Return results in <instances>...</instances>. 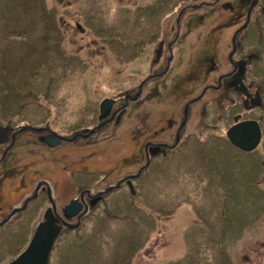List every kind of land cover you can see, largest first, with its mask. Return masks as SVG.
Segmentation results:
<instances>
[{
	"label": "rangeland",
	"instance_id": "374dc122",
	"mask_svg": "<svg viewBox=\"0 0 264 264\" xmlns=\"http://www.w3.org/2000/svg\"><path fill=\"white\" fill-rule=\"evenodd\" d=\"M191 1L0 0V116L5 122L25 127L30 122L63 138V142L58 139V145L41 144L42 147L31 150V146L39 143L37 138L22 137L15 147L18 148L15 155L20 157L19 169L11 168L12 174L0 186L4 203L18 205L30 191L26 186L25 191L17 194L21 167L26 162H30L32 173L23 179L33 178L30 188L40 180L35 176L52 178L57 195L67 206L72 202L68 203L69 199L79 197L80 189L102 190L123 175L117 173L125 170L126 162L112 151L113 145L108 142L113 139L112 134L101 136L99 145H107L108 152L96 157L92 152L99 146L64 140L93 127L99 100L134 87L148 75L154 79L149 88L156 78L163 77L166 92L179 96L185 91V95L193 92L182 106L190 108L191 103L199 100L201 91L193 90L196 83L186 80V90L175 87V77H181L182 73L171 69L160 74L157 70L163 71L167 66L151 65L155 41L150 44L148 55H144L142 48V61L132 58L133 49H125L122 56H118L121 49L117 45L101 49L104 40L120 43L133 33L120 19L132 17L136 7L144 39L150 27H164L167 12L176 16L179 5ZM199 3L202 1L196 0L189 7L196 8ZM167 5H173L172 10L166 9ZM187 9L185 6L181 10ZM230 14L221 12L220 18L227 19ZM224 23L205 17L199 26L207 29ZM137 35L138 31L132 37ZM190 48L194 50L195 46ZM204 57L205 54L201 55V59ZM122 63L126 65L124 69ZM261 64L264 66V60ZM127 70L131 74L125 75ZM156 73L159 75L155 78ZM256 75L255 86L262 83L264 91V68ZM160 96L164 95L159 93L154 98ZM162 102L167 104L170 100L164 98ZM254 111L256 116L263 115L262 110L254 108ZM146 112L138 115L139 119L142 116L141 126L145 128L156 122ZM163 113L160 124L163 130H157L158 135L168 132L164 119L169 113ZM242 113L245 118L252 114ZM217 114H222L221 124ZM228 115L231 116V108L227 104L220 106L219 112L207 107L204 117L207 132L199 137L215 141H206V151L185 145L178 156L171 155L169 161L152 164L137 179L134 194L122 192L106 197L99 210L93 209V216L85 217L77 238L65 231L53 249L50 264H57V260L59 264H264V132L254 150L242 151L225 139L231 127V122H226ZM210 128L214 131L208 132ZM189 130L192 132L190 127ZM199 137L194 135L193 139ZM23 141H27L28 148H24ZM87 170L91 177L85 174ZM31 228L22 218L0 228L2 241L12 235L15 238L14 246L0 255V264L12 260L11 256L4 258L5 254L15 256L27 245Z\"/></svg>",
	"mask_w": 264,
	"mask_h": 264
},
{
	"label": "flooded vegetation",
	"instance_id": "af4514ba",
	"mask_svg": "<svg viewBox=\"0 0 264 264\" xmlns=\"http://www.w3.org/2000/svg\"><path fill=\"white\" fill-rule=\"evenodd\" d=\"M194 1L196 0L179 5L180 10L177 11L176 16L173 15L172 11L167 12L165 19H163L164 27L162 28L161 25L158 28L150 27L147 32L148 35L144 39L140 28L141 18L137 19L136 17L139 15V9L136 7V12L132 17H123L120 21L127 28H132L133 33L138 31V35L132 37V33L120 43L104 40L101 49L106 50L110 45H117L121 49L118 56L124 55L125 49H133L134 56L132 58L142 61L140 58L143 55L142 48L145 50L144 55H148V48L155 41L156 48L154 51L152 50L151 65L156 67L162 64L166 65L167 69L157 70L160 74L171 69H176L178 73H182L181 77H175L177 81V83L175 81V87H182L186 90V80L188 83H196L194 87L189 84V87L191 85L193 90L201 91L197 102L191 103L190 108L185 105L182 106L187 98L194 95L193 92L188 91V95H185V91L181 96L174 92H166L163 77L156 78L159 73L153 74L156 79L151 83L152 87L150 86V88L149 82L154 79L149 78L150 75H148L134 87L123 91L118 90L116 95H111L110 98L103 101L99 100L97 111L93 114V127L80 130V134L78 131L71 138H64V140L90 144L93 147L99 146L97 150L92 152V156L96 157L98 154L102 155L103 152H108L107 145L102 147L99 144L102 142L101 136L104 133L106 135L110 133L113 135V139L108 140V142L113 145L112 151H116V156L121 161L126 162L123 165L125 170L118 171L117 174L123 175L117 177L113 185H107L102 190L94 191L93 187L80 189L78 198L72 197L68 200V203L73 200L77 201V207L73 209L71 216H68L64 211L67 205H63L61 196L57 195L54 179L35 176L40 180L34 182L31 188L29 183L33 178L23 179L24 175L32 173L30 162L23 163L21 167L23 172L17 194L19 195L20 191H25L26 186L30 189L24 195L23 200L18 205L4 203L0 194V223L2 225L0 228H4L9 222L16 219L27 220L32 227V233L29 235L30 241L37 226L48 219H52L54 224L60 227L59 236L55 240L47 264H50L53 249L65 231H70L75 236L74 238H77L78 229L85 221V217L95 214L93 209L99 210L98 207H102L101 205L107 201L106 197L108 196L111 197L122 192L134 194L137 179L152 164L169 161L171 155L178 156L185 145L200 148L199 151H206V141L209 139L215 141V138L209 137L204 140L199 137L200 134L207 132L204 122L207 107L219 112L220 106L227 104L231 108V116L226 117V122H231L230 126L240 121L255 120L260 125L261 134L264 132V103L261 102L264 92L262 90L263 84L255 86L254 81L257 77L256 73L264 68L261 64L264 60V56H261L264 53V0H201L202 4L199 3L196 8L194 6L189 7ZM185 6H188V9L181 10ZM168 8L172 10L173 5H167L166 9ZM201 11L202 13H200ZM221 12H230V17L221 19ZM205 17L213 20H224L226 23L201 29L199 23H202ZM159 22L161 24L160 18ZM76 27L84 32L80 26ZM192 45L195 46L194 50L190 48ZM204 54L205 57L201 59V55ZM216 62L223 63L224 66L221 68ZM121 65L122 69L126 66L125 63ZM117 70L120 72V69ZM152 71L153 68L150 67V72ZM129 74L131 71L127 70L125 75ZM262 78L264 80V75ZM159 84L160 87H158ZM159 93L164 96L154 98ZM164 98L170 100L168 109L161 108L167 105L162 102ZM101 107L104 111L102 116H100ZM254 108L262 110L263 115L256 116ZM144 110L147 111V114L150 113V117L152 115L153 122L156 121L154 122L155 125L152 126L159 128L152 127L149 122V127L141 126L142 116L139 119L138 115H141ZM167 111L169 114L164 121H166L168 132L163 133L164 135H158L157 130H163L162 125H160L162 122L161 115H165L163 112ZM243 111L252 112V114L249 118H245ZM239 113L241 117L235 122L233 117ZM195 118L197 120L192 122V119ZM222 118V114H217L218 124H221ZM6 122L4 117L0 116V140H3L0 143V186L12 174L10 173L11 168L19 169L20 157H16L15 150L18 148L15 147L22 142V137L33 136L37 138L39 143L31 146V150H34L33 147H42V145L51 147L48 145L49 141L52 143L54 140L62 139L61 142H63L62 136L52 134L51 131L48 132L44 128L35 127V124H30V122H27V127H25L26 125H19L20 123ZM44 125L51 128L48 124ZM189 127L192 132H190ZM211 130L214 131L210 128L208 132ZM25 132L27 133L25 134ZM129 134H131V138L128 137ZM193 134L199 138L193 139ZM95 137L98 138L94 139ZM225 139L228 141L227 138ZM201 140L204 143H201ZM23 142L24 148H28L27 141ZM85 174H90L87 176L91 177L89 170L85 171ZM8 210L9 213L6 212ZM13 211L14 213H12ZM105 215L108 216V214ZM14 239V235H12L9 240L2 241L0 235V255L3 251H9V247L14 246ZM60 248L58 249V257H61ZM21 251L18 250L16 255ZM9 256L11 259L15 257L5 254L4 258ZM57 264H59L58 260Z\"/></svg>",
	"mask_w": 264,
	"mask_h": 264
},
{
	"label": "water",
	"instance_id": "95a60500",
	"mask_svg": "<svg viewBox=\"0 0 264 264\" xmlns=\"http://www.w3.org/2000/svg\"><path fill=\"white\" fill-rule=\"evenodd\" d=\"M103 113L104 111L101 107L100 116H102ZM238 118L239 116L234 117L233 120L236 122ZM226 137L236 148L242 151H252L260 143L261 128L259 123L255 120L236 122L226 131ZM2 142L3 140H0V143ZM58 144L59 141H52V143L50 141L48 142V145L51 147ZM74 206L77 207L76 200L66 206L65 213L68 216L73 214L71 213V209H73ZM12 213H14V211ZM60 230V227L55 225L52 219H48L40 223L35 229L32 238L24 250L13 257L7 264H47L50 252L53 248L55 240L59 236Z\"/></svg>",
	"mask_w": 264,
	"mask_h": 264
},
{
	"label": "bare ground",
	"instance_id": "6f19581e",
	"mask_svg": "<svg viewBox=\"0 0 264 264\" xmlns=\"http://www.w3.org/2000/svg\"><path fill=\"white\" fill-rule=\"evenodd\" d=\"M162 108H164V109H168L169 108V103H167V105L166 106H164V107H162ZM102 156V155H101ZM100 156V157H101Z\"/></svg>",
	"mask_w": 264,
	"mask_h": 264
},
{
	"label": "trees",
	"instance_id": "16d2710c",
	"mask_svg": "<svg viewBox=\"0 0 264 264\" xmlns=\"http://www.w3.org/2000/svg\"><path fill=\"white\" fill-rule=\"evenodd\" d=\"M42 2V0H40Z\"/></svg>",
	"mask_w": 264,
	"mask_h": 264
}]
</instances>
